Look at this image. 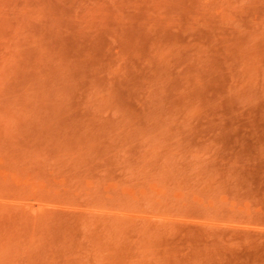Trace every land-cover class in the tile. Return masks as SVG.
I'll use <instances>...</instances> for the list:
<instances>
[{"label": "rangeland", "instance_id": "1", "mask_svg": "<svg viewBox=\"0 0 264 264\" xmlns=\"http://www.w3.org/2000/svg\"><path fill=\"white\" fill-rule=\"evenodd\" d=\"M0 264H264V0H0Z\"/></svg>", "mask_w": 264, "mask_h": 264}]
</instances>
